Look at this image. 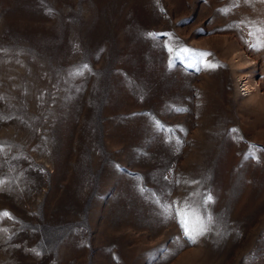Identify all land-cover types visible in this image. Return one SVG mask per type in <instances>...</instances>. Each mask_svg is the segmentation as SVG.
<instances>
[{"label":"rangeland","instance_id":"rangeland-1","mask_svg":"<svg viewBox=\"0 0 264 264\" xmlns=\"http://www.w3.org/2000/svg\"><path fill=\"white\" fill-rule=\"evenodd\" d=\"M0 181V264H264V0H0Z\"/></svg>","mask_w":264,"mask_h":264},{"label":"snow or ice","instance_id":"snow-or-ice-1","mask_svg":"<svg viewBox=\"0 0 264 264\" xmlns=\"http://www.w3.org/2000/svg\"><path fill=\"white\" fill-rule=\"evenodd\" d=\"M233 131H235V130H233ZM2 183H3V182L0 181V184H2ZM208 199L211 200V197L209 196ZM2 215H7V213H4V214H2ZM181 223H182V227L185 228V233L188 234V229H187L186 221H182ZM189 238H190V239H193V242H195L193 237L190 236ZM33 251H34V250H33Z\"/></svg>","mask_w":264,"mask_h":264}]
</instances>
